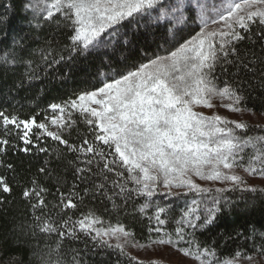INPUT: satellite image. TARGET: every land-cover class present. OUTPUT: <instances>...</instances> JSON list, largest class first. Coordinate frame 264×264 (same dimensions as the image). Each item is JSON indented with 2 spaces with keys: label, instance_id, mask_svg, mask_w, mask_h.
Listing matches in <instances>:
<instances>
[{
  "label": "snow or ice",
  "instance_id": "6c2138e0",
  "mask_svg": "<svg viewBox=\"0 0 264 264\" xmlns=\"http://www.w3.org/2000/svg\"><path fill=\"white\" fill-rule=\"evenodd\" d=\"M26 7L34 12L41 11L43 19L51 21L56 13H60L70 22L73 29L68 49L70 57L101 52L114 46L121 36L120 42L126 46L129 40L124 22L135 23L132 31L137 32L140 27L138 17H148L155 25L156 31H149L148 36L157 47L178 45L169 54H153L152 57L148 56L147 48L137 47L136 52L147 62H140L135 67H130L127 58L121 55L117 58L116 76L102 82L97 89L82 92L76 99L66 102L68 107L78 108L86 122L94 126L92 141L85 138L77 145L62 137L61 132L70 134L75 123L65 119V105L62 104L50 105L53 112H58V117L54 116L51 123L60 131H48L46 124L37 123L35 118L20 121L24 129L30 131L35 126L45 130L53 140L77 153L82 165L76 168L80 178L86 179L88 174L100 178L94 185L95 190L107 195L105 190L110 185L115 196L135 193L143 197L142 213L152 207L156 209V226L149 232L157 235H150L141 243L122 224L96 227L103 222L92 212L74 223L70 218L59 223L52 218L45 219L40 223V231L63 239L66 235L75 238L78 228L86 234L95 233L94 238H99L101 246L115 248L121 254H126L128 247L153 250L170 247L198 264H238L243 255L240 251L221 260L215 251L201 248L191 239L196 230L213 224L221 211L219 196L211 197L212 206L205 205L204 212L200 211L195 197L200 196L203 200L212 192L226 190L201 187L193 177L230 183L234 187L244 185L248 191H257L247 187L246 180L236 174L235 169L241 168L249 176L264 178V135H246L253 126L245 121L230 120L219 114L205 116L194 109L212 108L215 106L213 100L219 98L230 102L225 107L232 113L255 115V110L242 103L244 98L231 85L219 87L213 74L219 63H232L228 58L237 56L235 44L243 41L254 26L264 29V0H227L224 6L211 9L215 13L211 18L210 8L203 0H44L43 5ZM197 16L203 27L196 36L181 43L185 29L177 25L186 24ZM221 22L220 29L207 30L209 23ZM0 23H6V18L0 17ZM257 35L264 38V31H258ZM102 58L107 59L106 56ZM260 114L264 115V111ZM0 117L5 126L20 127L16 118L7 117L3 112ZM255 127L260 128V125ZM22 138L26 144L31 143L27 131ZM0 144H7V141H0ZM246 149H252V152L245 163ZM40 171L44 172V169ZM129 184L135 187L129 188ZM0 189L11 193L3 178H0ZM174 189H184L182 195L193 193L194 196L176 219L174 229L169 231L165 227L169 220L168 209L153 198L172 196ZM45 191L33 187L25 190L23 197L35 196L33 209L44 207L41 194ZM59 197L62 209L76 208L72 193L65 197L61 192ZM107 198L111 200L112 196ZM0 203H3L2 199ZM35 219L40 221L41 218L36 216ZM105 237L115 239L117 243L110 244ZM246 258L252 260L254 257Z\"/></svg>",
  "mask_w": 264,
  "mask_h": 264
},
{
  "label": "trees",
  "instance_id": "16d2710c",
  "mask_svg": "<svg viewBox=\"0 0 264 264\" xmlns=\"http://www.w3.org/2000/svg\"><path fill=\"white\" fill-rule=\"evenodd\" d=\"M203 2L208 4L211 18L215 15L211 9L224 6L227 0ZM43 3L44 0H0V17L6 18V23H0V112L16 118L17 124L35 118L37 123H45L48 131L57 132L60 130L52 125L51 120L58 117V112H53L50 105L62 104L65 105V119L75 122L70 134L62 131V137L77 145L85 138L92 141L94 126L86 122L78 108H70L66 102L76 99L82 92L97 89L102 82L116 76L117 58L121 55L127 58L130 67H135L140 62H147L136 52L137 47L147 48L148 56L152 57L153 54H169L178 45L161 44L157 47L148 36L149 31H156L155 25L148 17H138L140 27L137 32L132 31L135 23L124 22L129 40L126 46L120 42L121 36L114 46L101 52L70 57L68 49L73 34L70 22L60 13H56L51 21L43 19L41 11L34 12L26 7ZM177 27L185 29L181 38L183 43L196 36L203 26L197 16ZM221 27L222 22L209 23L207 30ZM258 31L264 29L254 26L250 34H245L246 38L235 44L237 56L228 58L232 63H219L213 74L219 87L231 85L244 98L242 103L255 110V115L238 114L254 118L247 117V123L253 127L246 135H264V115L260 114L264 111V38L257 35ZM104 56L107 59L102 58ZM5 60L8 63H4ZM25 131L31 143L26 144L22 138ZM4 140L7 144H0V178L11 188V193L0 189V199L3 200L0 203V264H153V261L137 259L127 249L126 254H121L115 248L101 246L99 238H94L95 233L86 234L78 228L75 238L66 235L60 239L57 235L41 232L40 223L45 219L52 218L59 223L70 218L74 223L92 212L103 222L96 227L122 224L144 243L150 235H157L149 232L156 226V209L152 207L142 213L143 197L135 193L115 196L110 185L105 190L107 195L95 190L94 185L100 182V178L88 174L86 179H81L76 171L78 166H82L77 159L78 154L53 140L45 130L33 126L29 131L22 124L19 128L13 124L5 126L0 117V141ZM25 148L28 151H24ZM251 152L252 149L245 150V163ZM41 168L44 172L40 171ZM235 170L248 175L241 168ZM95 171L93 167V173ZM249 178L252 179L246 181L247 187L257 191H248L244 185L234 187L230 183L193 177L201 187L226 189L222 193L212 192L203 200L200 196L195 197L200 211L204 212L205 205L212 206L211 197L219 196L221 211L213 224L196 230L191 237L201 248L215 251L221 260L232 257L237 251L243 254L239 260L247 259V256L264 257V250H261L264 246V178ZM33 187L46 190L41 194L44 207L33 209L35 196L23 197L24 191ZM128 187L135 186L129 184ZM184 191L174 189L172 196L157 195L153 198L168 209L169 220L165 227L169 231L174 229L175 221L185 207L191 204L194 194L184 196ZM61 192L65 197L72 193L76 208L64 210L60 207ZM36 216H40V221L35 219Z\"/></svg>",
  "mask_w": 264,
  "mask_h": 264
},
{
  "label": "rangeland",
  "instance_id": "374dc122",
  "mask_svg": "<svg viewBox=\"0 0 264 264\" xmlns=\"http://www.w3.org/2000/svg\"><path fill=\"white\" fill-rule=\"evenodd\" d=\"M228 102L227 99L221 101L219 98L213 100V104L215 105L212 108L205 107H196L195 110L201 112L203 114L214 115L219 114L222 117H226L230 120L234 121H245L247 122L250 116L242 115V117L236 113H232L227 110L225 107V103ZM223 105V106H222ZM91 107H98L97 105H91ZM254 120V118L250 117ZM241 119V120H240ZM257 119V118H256ZM258 120V119H257ZM256 120V121H257ZM227 171V170H226ZM236 174L242 176L246 181H250L252 178H249V175L236 171ZM195 178V177H194ZM104 239L108 240V242L112 244H116L117 240L109 239L105 237ZM129 250L134 257L140 260L153 261L157 264H198L197 261L183 257L180 253L173 251L170 247L158 248L157 250H149V249H137L133 247H128ZM238 264H264V257H255L252 260L242 259L238 260Z\"/></svg>",
  "mask_w": 264,
  "mask_h": 264
}]
</instances>
